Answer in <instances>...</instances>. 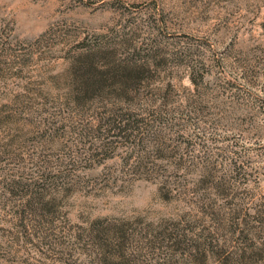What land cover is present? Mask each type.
Masks as SVG:
<instances>
[{
    "label": "rangeland",
    "instance_id": "rangeland-1",
    "mask_svg": "<svg viewBox=\"0 0 264 264\" xmlns=\"http://www.w3.org/2000/svg\"><path fill=\"white\" fill-rule=\"evenodd\" d=\"M101 35L158 53L147 92L168 113L142 144H101L91 115L105 106L79 116L67 104L71 58ZM186 65L200 70L197 88ZM0 151V169L50 175L54 219L35 235L20 219L27 197L0 187V264H78L60 249L97 218L137 230L183 219L188 238L212 235L228 264H264V0H0ZM213 255L178 261L217 264Z\"/></svg>",
    "mask_w": 264,
    "mask_h": 264
},
{
    "label": "trees",
    "instance_id": "trees-1",
    "mask_svg": "<svg viewBox=\"0 0 264 264\" xmlns=\"http://www.w3.org/2000/svg\"><path fill=\"white\" fill-rule=\"evenodd\" d=\"M103 38L104 36L101 35L97 38L100 39L98 41L89 43L83 40L79 43V51L72 56L69 64V77L66 84L67 104L71 106L72 114H80L79 116L89 112L94 105L105 106L103 113H100L101 117L91 115L93 117L91 122L97 124L98 130L104 131L97 137L101 140V144L104 140L102 136L114 138L110 143L123 140L131 144H142L146 142L147 134L154 126L159 127L158 125L165 124L166 119L163 116L166 117L168 113L164 111L166 105L156 104V101L151 99L152 95L150 98V93L147 92L149 81H151L152 62L155 57H158V53L145 56L147 52H151L149 50L145 55L139 56L140 53L137 51L130 52L129 47H123L126 44L125 41L111 44L103 41ZM186 68L190 71L188 74L190 83L197 88L201 75L199 73L198 80L195 74L200 70H195L193 65H186ZM165 99L166 97L161 100ZM8 124V122L3 123L2 126H9ZM87 125L88 123L81 126L85 128ZM111 132H113L112 135H109ZM15 142L12 139L4 145L6 149L3 151V156H10L7 149L13 147ZM174 164L176 170L183 166L180 159ZM160 168L159 172L166 173V169ZM38 173L36 177L40 181L30 179L28 181L19 171L14 172L13 169L5 167L0 169L2 192L9 195L21 192V196L27 197L28 211L23 210L20 219L23 223L27 218L33 231L42 224L50 226L54 221L53 218H48L50 215L47 206L51 201L46 200L47 192L44 186L51 177L48 173ZM203 184L201 181L196 185L197 189H200ZM165 189L164 199L167 200L170 191L165 183L160 186L159 192ZM203 204L206 202L203 201ZM235 214L232 215V220H235ZM257 215V221L263 225L264 218L261 217V212ZM77 230L71 234L74 241L73 247L67 253H64L62 248L60 252L69 260L77 254L80 257L78 264H180L178 258L191 259L200 255L203 260H206L208 253L216 254L213 256L217 264H228L233 259L231 254H227L226 257L225 252H220L221 248L213 251L215 244L212 235L202 236V239L188 238L189 231L183 219L162 220L156 225H149L146 230H137L136 225L130 222L114 224L106 218H97L90 221L85 228ZM34 234L36 235L35 231ZM74 244L77 249H74ZM247 250L252 249L249 247L245 252L243 251L241 254L243 259H246ZM254 253L251 251L248 259ZM65 263L71 264L66 259Z\"/></svg>",
    "mask_w": 264,
    "mask_h": 264
}]
</instances>
